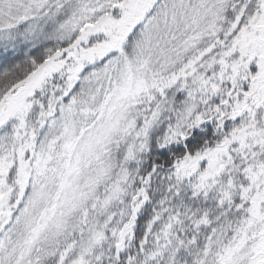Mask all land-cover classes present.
Returning a JSON list of instances; mask_svg holds the SVG:
<instances>
[{
	"label": "snow or ice",
	"instance_id": "1",
	"mask_svg": "<svg viewBox=\"0 0 264 264\" xmlns=\"http://www.w3.org/2000/svg\"><path fill=\"white\" fill-rule=\"evenodd\" d=\"M0 264H264V0H0Z\"/></svg>",
	"mask_w": 264,
	"mask_h": 264
}]
</instances>
